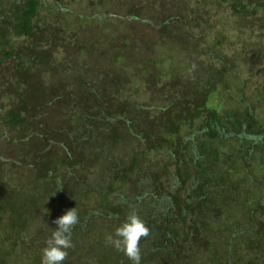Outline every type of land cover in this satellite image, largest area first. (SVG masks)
I'll use <instances>...</instances> for the list:
<instances>
[{
  "label": "trees",
  "instance_id": "1",
  "mask_svg": "<svg viewBox=\"0 0 264 264\" xmlns=\"http://www.w3.org/2000/svg\"><path fill=\"white\" fill-rule=\"evenodd\" d=\"M44 1L0 0V72L10 65L7 70L13 69L14 74L8 81L14 82L12 87L20 96L21 82L42 84L50 75L58 86L50 82L49 95H53L55 108L48 112L63 106L61 111L65 109L73 121L70 132L62 124L48 128L57 130V135L44 131L37 149L34 145L26 156L29 162L35 159L34 165L14 163L21 169L19 175L12 174L9 179L0 175V264H41L42 250L57 228L53 221L73 208L79 223L73 229L74 247L63 264H131L105 238L114 234L132 211L140 214L151 230L140 242L141 264H264V81L242 73L245 66H252L258 75L264 74V18L241 21L257 10L263 12L264 3L195 0L198 7L194 8V3L190 7L186 0L180 3L178 14L166 16L158 35L165 37L166 25L175 21L173 26L182 27V38L177 40L186 44L193 59H187L181 75L176 72L172 77L170 98L166 101L165 93H159L163 106L153 107L152 112L161 115L149 119L156 122L155 130L150 133L141 127L140 118H131L138 129L134 134L127 123H113L120 113L112 101H118V94L128 87L124 84L127 79L139 77L146 85L153 69L158 70L155 81L164 82L175 72L160 67L173 46L170 51L160 50L162 58L153 54L128 63L129 69L136 67L132 72L101 71L92 64L86 78L75 62L68 61L64 68L73 69L74 78L59 82L63 64L56 65L52 49L61 48L57 38L68 31L71 18L67 8L45 9ZM209 1L228 7L239 17L235 28L247 31L246 37L238 40L242 41L239 50L231 51L234 45H228L230 55L218 50L224 38L211 42L215 48L207 50L190 43L188 27L200 26V14ZM131 4L125 15L130 20H120L128 26L144 11L142 2ZM206 33L198 40L204 41ZM132 37L130 32L126 34V38ZM77 44L68 47L69 51H77ZM181 49L182 54L185 49ZM63 52L68 60L73 59L67 49ZM203 56L207 60L199 59ZM228 66L238 68L231 80L240 84L239 94L244 85L253 86L251 103L223 86ZM76 69L79 73L74 75ZM71 83L79 89L95 84L96 89L91 88L84 97L82 91L68 88ZM223 95L235 104L228 118L218 113ZM28 99L22 96L19 104L0 110L3 127L23 129L35 119L23 117V113L29 115L31 107L35 113L41 108ZM133 105L121 108L132 110ZM138 108L128 114H138ZM156 152L162 158L158 156L151 168L152 158L145 159ZM157 166L164 169L162 173L148 174ZM142 168L152 179L139 177ZM164 174L167 179H163ZM131 193L132 198L127 197ZM60 200L69 207L64 208Z\"/></svg>",
  "mask_w": 264,
  "mask_h": 264
},
{
  "label": "rangeland",
  "instance_id": "2",
  "mask_svg": "<svg viewBox=\"0 0 264 264\" xmlns=\"http://www.w3.org/2000/svg\"><path fill=\"white\" fill-rule=\"evenodd\" d=\"M185 1L186 0H45V9L49 7L50 9L51 7H56L65 10V8H67L68 10L66 11V14L69 13V18H71V21L69 22L71 26L67 29L68 31L64 32V34L62 33L61 36L59 35L57 38V41H60L59 43L61 48L52 49V52L56 53V65L61 67L63 64L61 68L64 69V73L63 75H60L59 82L66 81L65 83H67L68 80H73V69L67 70L64 68V65L71 61L75 62L76 68L80 69L83 74L86 75V78L91 75L89 68L92 64L96 65V69H102L101 71L115 69L118 72H121L122 70L123 72H132L136 67L133 66L134 68L129 69L128 63L142 60V58L146 57L149 58L153 56V54H157L155 57L162 58L163 56L160 55V50L164 48L165 51H170V45L173 46V51L168 52L169 54L165 55L164 61L162 63L163 66L160 67L162 68V71L175 72L169 75V77H167L164 82L158 83L155 81L157 79L158 70L153 69L149 73L150 78L147 75L148 80L146 81V85L141 84L139 77L131 78V80L127 79V82L124 84L128 87L123 88L124 92H122L120 95L118 94V101H112L114 103V108L120 113L116 115L119 116V118L113 120V123H127L131 133L135 134L138 129L136 124L131 121V118H133L135 121H138L140 118L141 127L148 128V131L152 133L153 130H155L156 122H152L149 119L155 118L154 116H156L155 119H157V116L160 117L161 115L156 114V111L152 112V108L163 106L162 103H160L162 98L158 97L159 93L162 94V92H164L166 95L165 100L167 101V99H169L171 96L170 92L168 91L173 89L172 82H170L173 81L171 80L173 79L172 77H174L176 72L181 75L183 69H185L187 65V59H193V55L191 54L190 49L188 50L186 44H183V41L177 40L182 38L180 35L182 27L179 24L178 27L173 26L175 21H173L172 25L170 24V26L169 24L166 25L167 35H165V37L161 38L158 35L161 33V31H159V25H162L163 21H166V16L178 14L180 3ZM187 1L190 3V7H192L195 0ZM254 1L257 0H253L252 2ZM259 1L264 3V0ZM134 2H139V4L142 2L144 4L142 5V9H144V11L140 12L138 19L136 21L133 20L129 24L130 26H128L122 21L120 22V20H130V18L126 17L125 15L128 13L127 11L129 6L132 5L131 3ZM148 3L151 4L147 5ZM171 4L177 7L173 8ZM193 7L197 8L198 5L194 3ZM205 7V10L200 14V17H203L199 20L200 26L194 24L193 27H188L187 32L189 33L188 36L190 43H198L197 45L201 48V50H207L208 48H215V46L212 45L214 40L221 41L224 38L225 41L222 43L223 46L221 48L220 45V49L218 50H223L224 53L227 54L226 50L230 47L228 45L231 44L234 45L232 46L231 51L239 50L241 47L239 44H242V41L238 40L241 37H246L244 35L247 33L245 28H235L236 21L239 19V17L235 16L232 11L228 9V7H225L224 5L217 7L211 1L207 2ZM78 16H80V19H76ZM99 17L102 18L101 21H93L94 19L97 20ZM191 18L192 15L189 17V21ZM259 18H264V11L262 12L261 10H257L256 14H251V16L245 15V19L247 20L241 19V21H258ZM48 21L49 19L46 21V23L49 24ZM147 21H149V24ZM60 27L62 26L60 25ZM210 28H212L210 33H206V31L208 29L210 30ZM129 32L133 35L132 38H126V34ZM204 33L207 34V37L204 39V41H199L198 36ZM259 33L260 32H258V35ZM46 34H48L50 38L53 37L50 33ZM87 41L95 42L92 44V46H90L87 45ZM72 42H74V44L72 46H68L70 43L72 44ZM76 42L78 43L76 50H78L74 52L69 51L70 48L68 47H75ZM47 43L48 42L46 41L44 42L45 47L47 46ZM121 46H125V48H122ZM182 47L185 50L181 54L180 50H182ZM64 48L65 50L67 49L69 55L73 56V59H67V54L63 52ZM120 54L123 56L117 61V56ZM230 54L231 52L227 55ZM199 59L207 60L204 56L200 57ZM142 63L143 62H140L139 64ZM9 67L10 65H8L6 70L0 72V110L8 108L10 105L14 106L15 104H19L20 97L22 96H27L29 98L28 100L30 104L36 103V105L41 108L35 113V110L31 107L29 110V115L23 113V117H28L31 120L35 118L34 120L25 123V127L23 129L22 127L19 128L18 126L9 128L3 127V122L0 118V163L3 165L2 167L0 166V175L3 174L1 177L5 176L8 179L11 178L12 174L19 175L18 172L21 171L19 166L15 165L14 163H20L23 167L27 163H31L32 165L35 164V159H32L31 162H29L27 161L26 156L28 155V151H31L30 148L34 145L35 149H37L39 137L44 135L45 130L51 126L56 128V126H60L62 124L65 127H69L70 132L71 127L69 123L70 121H73V118H70L67 115L65 109L63 112L61 111L60 108L63 106L57 107L58 109L55 112H48L49 110L52 111V109L55 108L54 100H51L53 95H49L50 82L58 86L56 83H53V79L50 75H46L44 77L42 84L36 82L32 83L31 81L27 82L26 84L21 82L23 89L22 95L20 96L19 92L15 91V89L12 87L14 82L11 83L8 81L14 74L13 69L7 70ZM141 67L142 66H140V68ZM78 69H76L74 75L75 73H79ZM237 69L238 68H233L232 66L227 67L226 74L224 76V81L226 82L224 83L222 81L224 83L223 86H225L226 89H230V92L237 96L238 99H240V95L242 94L243 99L249 103L251 100L250 93L253 91L251 88H253V86L251 85L252 87H249V85H244L243 89L241 88L242 92L239 94L238 88L240 84H237L234 79L231 80V77L234 76V71ZM242 73L253 75L254 78L260 83L264 81V74L261 73V75H258L256 73V69H254L252 66H245ZM71 85H68V88L76 92L82 91L84 93V97H87L90 89L93 88L95 84H86L81 89L78 88V84L74 85L71 83ZM94 88L96 89V87ZM219 89L221 91L223 90L221 87H219ZM136 90L138 91L136 92ZM146 91L150 92V94H147ZM117 93L118 92L115 94ZM157 93L158 95H156ZM218 95L219 93H217L216 96ZM222 99L223 100H221L218 113L220 115H227L230 109L235 107V104H233V102L225 95L222 96ZM48 101L51 102L49 103ZM132 102L134 103L133 109L131 108L132 110H134L135 106H139L137 109L138 114H128V112H133L129 109V107H127V110L125 108H121L123 105H125V107L127 105H131ZM89 104L90 102H87V105ZM43 110H45V112H43ZM120 116H122V118H120ZM226 118H228V115ZM48 130L51 136L57 135V130ZM152 148L155 150L157 149L156 147ZM148 155L149 157L147 156L145 160L152 158L151 168H154L158 161V156L160 158H162V156L158 155L157 152L149 153ZM151 168L149 169L150 171ZM157 168L155 172L148 171V174L158 175L159 172L162 173L164 170H160L159 166H157ZM144 169L146 168H142V170H140L139 177L151 178L147 176L146 171L144 172ZM132 177L133 175L131 178ZM165 178L166 174L163 176V179ZM125 189L126 188L122 189L120 193H122ZM132 196L133 195L131 193V195H128L127 197L132 198ZM60 202L62 206H65L64 208L69 207L67 206L68 203L62 202L61 200ZM138 215L141 216L140 214ZM2 225L3 224L0 223V228Z\"/></svg>",
  "mask_w": 264,
  "mask_h": 264
},
{
  "label": "clouds",
  "instance_id": "3",
  "mask_svg": "<svg viewBox=\"0 0 264 264\" xmlns=\"http://www.w3.org/2000/svg\"><path fill=\"white\" fill-rule=\"evenodd\" d=\"M53 223L57 228L52 230L51 237L46 241V247L42 250L41 264H63L68 258V250L74 247L73 229L79 223L77 209L67 210ZM150 231L137 212L132 211L125 222L116 228L115 233L107 235L105 239L107 244L122 252L131 264H141L140 242L150 235Z\"/></svg>",
  "mask_w": 264,
  "mask_h": 264
}]
</instances>
